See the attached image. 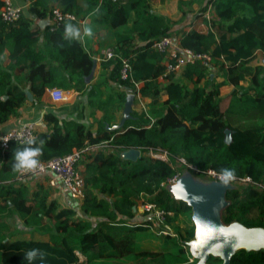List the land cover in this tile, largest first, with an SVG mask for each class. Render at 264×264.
Segmentation results:
<instances>
[{
    "label": "trees",
    "instance_id": "1",
    "mask_svg": "<svg viewBox=\"0 0 264 264\" xmlns=\"http://www.w3.org/2000/svg\"><path fill=\"white\" fill-rule=\"evenodd\" d=\"M148 1L34 0L16 21L0 19V125L19 116L28 103L26 91L33 97V107L41 103L47 89H74L83 99L74 102L70 119H59L51 111L42 117L48 130L35 132L34 137L37 143L43 141L40 161L85 146L105 144L111 149L109 153L97 150L81 161L82 198L76 212L61 207L42 182L30 189L27 183L34 176L17 180L13 153L26 142L10 141L6 148L0 146V264H27L24 252L29 248L40 249L45 264H123V260L134 258V234L148 230L152 222L146 212L135 219L140 199L165 213V225H172L179 213L190 210L174 199L169 188L160 186L176 170L150 158L149 151L183 158L194 167L191 173L196 176L228 167L236 178L251 179L252 183L225 192L220 222L264 229V66L252 65L258 52L264 57V0H192L199 4L200 13L208 12L212 18H202L208 27L205 34L195 30L182 33L179 46L209 55V65L195 61L180 73L165 75L163 83L156 78L165 72L161 65L165 55L144 43L169 33L163 18L149 12ZM2 6L0 0V9ZM54 6L74 17L94 13L97 24L113 29L124 24L129 12L135 14L128 32L114 34L112 57L100 62L106 73L101 83H84L95 60L78 40L64 37V26L74 21L42 31L32 27L36 19L51 17ZM153 28L159 33L153 34ZM123 59L129 62L126 79L120 77ZM210 67L216 70L213 78ZM217 77L222 80L218 82ZM138 83L142 84L139 88ZM226 85L232 89L221 95L220 89ZM126 93L149 96L148 110L132 113L120 128L111 130ZM161 94L167 98L164 102ZM94 111L102 116L94 119ZM226 129L231 132L229 144L224 142ZM129 150L139 151L138 158L125 159L123 154ZM11 218L45 233L48 239L8 238ZM193 235V229L187 232L188 240ZM88 238L92 239L89 246L85 245ZM181 254L183 249L137 253L158 259L150 264H186ZM208 262L221 263L216 257ZM230 264H264V250H238Z\"/></svg>",
    "mask_w": 264,
    "mask_h": 264
},
{
    "label": "crops",
    "instance_id": "2",
    "mask_svg": "<svg viewBox=\"0 0 264 264\" xmlns=\"http://www.w3.org/2000/svg\"><path fill=\"white\" fill-rule=\"evenodd\" d=\"M4 2V0H2ZM13 5L16 7H19L22 10V14L26 13V9L30 6L34 0H9ZM192 0H149V12L152 14H155L165 21L166 27L168 28L167 33L174 36L177 43L179 44V39L182 33L188 32L189 30H195L199 33L205 34L208 31L207 24L204 23L202 18L209 20L212 18L211 14L208 12L200 13L199 12V4L198 3H192ZM56 9H58L57 6H54ZM123 16V14L121 13ZM95 15L94 13H90L87 16L80 18V16L75 17L74 22L75 26L80 28L81 30V38L78 40L83 49L90 54L94 61V73L92 79L88 83H84L86 85H95L102 82L103 78L106 76V73L104 70L100 69V62L102 58V53L110 48H112L115 45V39L114 34L115 33H126L130 30L132 23L135 21V14L133 12H129L127 14L126 19L124 20V24L120 27H117L113 29L110 26L107 25H101L97 24L94 21ZM42 21V22H41ZM41 22V23H40ZM40 24H43L40 26ZM58 23H55L51 17H46L43 19H36L32 25V27L36 26L39 31L44 30L45 28H48L53 25H57ZM91 28L92 34L85 35L84 29L85 28ZM153 34H158L157 30L153 28L151 30ZM154 42V41H153ZM151 42H145L144 44L146 46H149ZM259 55H261L260 52L257 53L258 59ZM256 60L252 62V65H256L259 63H256ZM165 61L161 62V65L165 66ZM212 69V72L210 73V78H213V76L216 74V70L214 67H210L209 70ZM91 72V71H90ZM181 71L177 72L180 73ZM90 74V73H89ZM86 78V77H85ZM84 78V79H85ZM157 81L160 83H163L160 76H158ZM216 80L219 82L222 79L217 77ZM142 84L138 83L137 88L141 87ZM188 88H191V85L187 86ZM63 91L65 100L61 102H56L53 105H50L52 102L49 97L50 89L46 90L44 93V96L41 98V103L34 105L33 107L30 106V102L26 105H24L19 113L18 117H12L10 118L6 123L0 125V138L8 133L9 131L13 129H19L21 126L25 124H32L34 127L35 132H46L48 130V125L42 121V117L46 112L51 111L55 114L56 117L62 120H67L71 118V114L74 113V109L72 108L74 102L81 98L83 99L82 95L79 94L77 91H74V89L71 90H63L61 88H56ZM232 89V86L226 85L223 86L220 89L221 95L228 94ZM128 93H126L127 97ZM138 96L134 98L131 108H130V118L132 113L134 112H140V111H146L148 110V106L151 102V98L149 96H141L137 94ZM32 97V95H31ZM33 99V97H32ZM166 96L164 94H161L160 101L164 102L166 100ZM52 106V107H51ZM64 109H67V111H64ZM123 109V108H122ZM102 116V112L100 111H94L93 118L99 119ZM122 117V111L118 114V121L115 125L111 127V130H117L119 127V122ZM88 123L92 122V118H88ZM100 149H106L105 153H109L111 151L110 148H108L107 145H102L99 147ZM124 156V154H123ZM79 171L83 170V165L79 164ZM82 175V174H81ZM41 179H44L43 185L50 189V191L54 189H58L59 187L51 188L47 185V177H38ZM30 179V178H29ZM34 179H37V177L34 176ZM29 183V182H28ZM34 185V184H33ZM30 186V185H29ZM51 195V194H50ZM54 199V198H53ZM81 199H79L78 206L80 205ZM140 216L138 215L137 218ZM139 220V219H136ZM144 232V231H143ZM14 239V238H12ZM16 239H23L27 240L25 238H16ZM33 239V238H28ZM37 240V239H35Z\"/></svg>",
    "mask_w": 264,
    "mask_h": 264
},
{
    "label": "built area",
    "instance_id": "3",
    "mask_svg": "<svg viewBox=\"0 0 264 264\" xmlns=\"http://www.w3.org/2000/svg\"><path fill=\"white\" fill-rule=\"evenodd\" d=\"M22 16V10L19 7H16L9 0H4L3 6L0 9V19L3 22H13L16 21L19 17ZM51 18L55 23H61L66 20L74 21L75 17L73 15L62 13L59 9L53 8L51 11ZM149 48L163 53L165 55V72L160 75L161 79L169 73H177L183 69L188 64L194 63L195 61H200L203 65L208 66L210 62L209 55L206 54H195L190 50L180 48L176 39L172 35H167L161 37L159 40L151 42ZM112 51L110 49L102 53L103 59H110L112 57ZM129 72V62L127 59L122 60V67L120 70L121 79H126ZM128 95L133 96V98L138 95L133 93H128ZM50 100L53 103L61 102L65 100V96L62 90L53 88L49 92ZM35 130L32 124H25L19 129H13L3 135L0 138V146L3 148L7 147V144L10 141H15L20 144L27 142L29 139H34ZM101 146H85L81 150H73L71 153L62 156L56 157L47 161H41L38 171L29 172V173H20L17 174V180L22 182L25 175H32L35 177H47V185L51 188L59 187V190L66 195L71 197L81 199L82 198V186L83 178L79 171V164L85 159L89 154L97 151ZM148 156L154 160H158L164 164H167L171 168L176 170V174L171 177L163 180L160 184L161 187H172L177 183L179 178L183 176L181 174L182 170L191 173L195 171L194 167L188 164L183 158L173 159L165 151H149ZM218 173L208 170L205 175L200 177H205L209 179L210 182H218ZM252 183L251 179L248 177L244 178H235L229 185L235 187V185H247ZM141 209L143 212L149 214V217H153L158 222H163L165 220V213L161 210H158L154 204L151 203H142ZM167 216H172L171 213H167ZM162 223V224H163ZM164 226V225H163ZM188 247V246H187ZM189 248V247H188ZM79 258V253L75 252ZM193 258V257H192ZM190 259V262L195 259ZM80 260V258H79ZM83 260V258H82ZM81 261V260H80Z\"/></svg>",
    "mask_w": 264,
    "mask_h": 264
},
{
    "label": "water",
    "instance_id": "4",
    "mask_svg": "<svg viewBox=\"0 0 264 264\" xmlns=\"http://www.w3.org/2000/svg\"><path fill=\"white\" fill-rule=\"evenodd\" d=\"M93 73L94 67L84 79L85 83L92 79ZM26 97L28 101L32 100L31 94L27 91ZM133 100V96L127 95L119 127L130 119ZM224 142L226 144L231 142V132L228 129L224 131ZM138 156L139 151L129 150L123 157L135 160ZM188 175H190L188 172L184 173L177 184L173 188L170 187V191L175 200L184 202L193 211L194 235L187 246L190 255L195 259L194 264H209L207 262L209 256L217 257L221 261L220 264H230L231 257L238 250L247 252L264 250V229L246 228L238 223L224 226L220 222V211L226 206L225 192L232 187L231 185L222 187L219 183L211 182L208 186H199Z\"/></svg>",
    "mask_w": 264,
    "mask_h": 264
},
{
    "label": "rangeland",
    "instance_id": "5",
    "mask_svg": "<svg viewBox=\"0 0 264 264\" xmlns=\"http://www.w3.org/2000/svg\"><path fill=\"white\" fill-rule=\"evenodd\" d=\"M170 35V34H169ZM256 63H259L264 66V57L259 55ZM212 72V69L209 70ZM54 103L51 102L50 105ZM184 171L181 172V174ZM190 174V173H189ZM196 185L199 186H208L210 185L209 179L205 177L196 176L193 174L188 175ZM36 182H44V179L38 178L32 179L27 183L29 188H33V184ZM176 185V184H174ZM235 187H241V185H235ZM170 189V187H169ZM50 191V190H49ZM50 197L54 198L57 203L61 207H68L76 212H78V202L79 199L71 197L69 195L63 194L60 190L54 189L50 191ZM144 203L140 199L137 204V210L135 214V219H137L138 215L140 216L143 213L141 209V204ZM193 211L190 209L186 212L179 213L176 220L172 225L164 224L163 222L156 221L153 217L152 222L149 225V229L144 232H137L134 234L133 246H134V253L136 256L132 259H125L122 261L123 264H150L153 260L151 257H140L137 255L139 252H145L150 254H164V253H176L179 249H183V254L181 257L186 260V264H194L195 261L193 260L192 256L190 255V250L187 247V243L190 242L193 238L188 240L187 232L191 229L194 230V222L192 219ZM132 223V222H130ZM163 223V224H162ZM164 225V226H163ZM8 238H33L37 240H47L48 236L45 233H41L39 231H35L29 228L24 227L19 221H14L13 218L8 219ZM92 239L88 238L85 241V245H91ZM209 256L208 260L210 259ZM80 260H82V256L79 255ZM192 258V262L190 259ZM217 258V257H216ZM208 262V261H207ZM121 263V262H120ZM209 263V262H208ZM210 264V263H209Z\"/></svg>",
    "mask_w": 264,
    "mask_h": 264
},
{
    "label": "clouds",
    "instance_id": "6",
    "mask_svg": "<svg viewBox=\"0 0 264 264\" xmlns=\"http://www.w3.org/2000/svg\"><path fill=\"white\" fill-rule=\"evenodd\" d=\"M85 35H91L92 29L85 28ZM64 37L70 40H79L81 38V30L74 24L68 23L64 26ZM43 141L37 143L36 139H29L22 148H17L13 153L12 167L20 173L36 172L40 166V155L42 152L41 145ZM220 186H228L235 180V171L231 168H221L217 174ZM43 252L38 248H29L24 252V260L27 264H45Z\"/></svg>",
    "mask_w": 264,
    "mask_h": 264
},
{
    "label": "bare ground",
    "instance_id": "7",
    "mask_svg": "<svg viewBox=\"0 0 264 264\" xmlns=\"http://www.w3.org/2000/svg\"><path fill=\"white\" fill-rule=\"evenodd\" d=\"M177 184V183H176ZM175 185L172 186V188L174 187Z\"/></svg>",
    "mask_w": 264,
    "mask_h": 264
}]
</instances>
